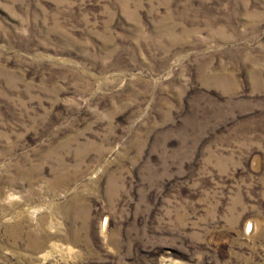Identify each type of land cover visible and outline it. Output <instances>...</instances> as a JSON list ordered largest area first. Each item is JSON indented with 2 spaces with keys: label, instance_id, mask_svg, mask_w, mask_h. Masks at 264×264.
<instances>
[{
  "label": "rangeland",
  "instance_id": "obj_1",
  "mask_svg": "<svg viewBox=\"0 0 264 264\" xmlns=\"http://www.w3.org/2000/svg\"><path fill=\"white\" fill-rule=\"evenodd\" d=\"M0 264H264V0H0Z\"/></svg>",
  "mask_w": 264,
  "mask_h": 264
}]
</instances>
